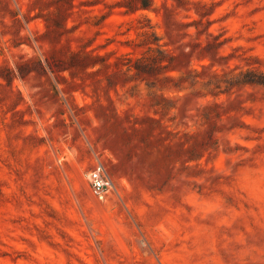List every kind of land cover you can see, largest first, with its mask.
Returning <instances> with one entry per match:
<instances>
[{"label": "rangeland", "instance_id": "1", "mask_svg": "<svg viewBox=\"0 0 264 264\" xmlns=\"http://www.w3.org/2000/svg\"><path fill=\"white\" fill-rule=\"evenodd\" d=\"M118 1L0 0V264H264V0ZM158 43L165 114L111 64Z\"/></svg>", "mask_w": 264, "mask_h": 264}, {"label": "trees", "instance_id": "2", "mask_svg": "<svg viewBox=\"0 0 264 264\" xmlns=\"http://www.w3.org/2000/svg\"><path fill=\"white\" fill-rule=\"evenodd\" d=\"M155 0H120L116 2V4L122 5L126 7L127 12H135L140 9H150L153 7ZM164 45L167 44H157L155 48H149L148 54L143 55L142 57L132 60L129 56L130 53L123 54L116 58V60L111 63L115 66L113 69V74L122 73L125 75L133 74L135 78L144 80L147 82V85L153 91L149 92V96L154 99L151 105L155 108V111L161 112L162 114L167 113L172 106H169V103L173 102L174 100L178 99L179 97L170 98L167 97L163 92L158 93L155 88L158 89H177V90H184L187 86L184 85L185 81H188V75L180 74V75H173L168 73L169 71L179 69V64L184 63L186 60L185 58H180V56H188L190 53L188 52H181V55H176L170 50L164 48ZM76 58H73L71 62H63L66 63L61 68V70H70L71 76H74V71L72 67L78 68H85L89 65V61L94 60L91 58V55L88 53L85 57H81L80 55H76ZM127 60L126 62L124 60ZM38 64L42 68L43 65L41 62L38 61ZM96 62H91L92 66H95ZM48 65L50 63L48 62ZM110 65V64H109ZM32 66L29 62L21 63L19 66V73L21 77H24L29 72L32 71ZM168 73L164 76L160 77L159 74ZM190 72H193L191 70ZM8 80H11L13 77L11 74L5 76ZM152 78L163 80V81H172L173 84L171 86L168 85H159L152 80ZM234 85H246V84H259L264 85V72H259L256 70H246L240 71L239 74L235 77ZM191 85H194V82H191ZM187 94H192L189 92ZM160 119L151 118V120L159 121Z\"/></svg>", "mask_w": 264, "mask_h": 264}, {"label": "built area", "instance_id": "3", "mask_svg": "<svg viewBox=\"0 0 264 264\" xmlns=\"http://www.w3.org/2000/svg\"><path fill=\"white\" fill-rule=\"evenodd\" d=\"M90 179L92 187L98 194H103L110 186V178L100 165L91 171Z\"/></svg>", "mask_w": 264, "mask_h": 264}]
</instances>
